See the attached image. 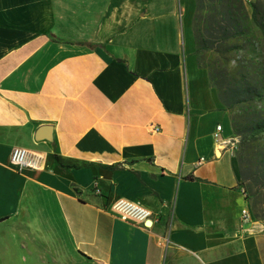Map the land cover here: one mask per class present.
I'll use <instances>...</instances> for the list:
<instances>
[{"label":"crops","instance_id":"1","mask_svg":"<svg viewBox=\"0 0 264 264\" xmlns=\"http://www.w3.org/2000/svg\"><path fill=\"white\" fill-rule=\"evenodd\" d=\"M194 13V0H0L1 264H264V222L240 224L237 152L213 140L233 129L198 66ZM14 148L40 169L13 168ZM117 200L149 227L113 214Z\"/></svg>","mask_w":264,"mask_h":264},{"label":"trees","instance_id":"2","mask_svg":"<svg viewBox=\"0 0 264 264\" xmlns=\"http://www.w3.org/2000/svg\"><path fill=\"white\" fill-rule=\"evenodd\" d=\"M195 1V13L193 16V31L196 42V56L198 66L202 69L207 70L209 80L212 86L216 89L222 106L228 112L235 111L237 105L249 103L247 109H254L250 112L239 113L238 115L231 118L233 133L236 136L242 137V147L252 148V142L246 135L250 134V137H257L264 134V114L262 111L257 110V106L264 102V89L260 88L259 85H264V75L258 71H253L255 79L250 75L249 67L243 64L244 68L239 72V79L236 77L232 79L230 88L225 90L222 84H219V77L216 76V66L213 61L206 62L203 52L209 50L210 41L205 40L203 35L200 34V30H206L211 27L205 22L203 13L208 14L210 20L215 19L217 27L224 33L218 40L217 43H221L226 46L228 43H238L239 39H242L247 33V27L244 25L246 14L240 13L236 10V0H208L211 2L210 7H205L203 0ZM244 9L242 3L244 0H239ZM252 21L258 28L264 43V22L259 19V11L255 4L252 5ZM219 17V18H218ZM245 19V20H244ZM212 28V27H211ZM231 52L239 50L238 46H232L229 48ZM221 64V63H220ZM222 65V64H221ZM225 68V66H223ZM222 67V68H223ZM252 74V75H253ZM260 78V79H259ZM252 117L251 121H247ZM249 139V140H248ZM54 160L62 168H74L64 164V161L59 156H54ZM243 158L238 159L240 169H242ZM111 169V168H109ZM242 174V173H241ZM243 179V177H242ZM244 181V179H243Z\"/></svg>","mask_w":264,"mask_h":264},{"label":"rangeland","instance_id":"3","mask_svg":"<svg viewBox=\"0 0 264 264\" xmlns=\"http://www.w3.org/2000/svg\"><path fill=\"white\" fill-rule=\"evenodd\" d=\"M203 1L206 8L211 6L210 1ZM242 4L244 9L241 10L242 5L239 0H236V10L242 14H246V21H243V23L248 29L246 35L242 39H239L238 43H228L226 46L217 43L223 32L217 27L215 19L210 20L208 14H202L205 22L212 27L209 30L208 28L200 30V34L203 35L204 39L210 41L209 50L204 51L203 56L207 58L205 60L207 63L210 61L215 63L216 76L219 77V84H222L225 90L230 88L233 77L239 79L240 73L237 71H241L244 68L243 64L249 67L248 70L252 72L250 76L253 79L256 78L253 71H258L264 75V43L258 28L251 19L253 12L252 5L255 4L259 11V19L264 22V0H244ZM234 45L238 46L239 50L231 52L229 48ZM259 86L264 89V85ZM247 104L249 103L237 105L236 110L233 112H228L224 109L228 112L230 121L236 114L254 110L247 109L250 106ZM257 110L262 111L261 113L264 114V102L257 106ZM251 120L252 117L247 119L248 122ZM246 136L251 140L252 148L247 147L246 149L242 147V137L236 136L234 133L231 138L236 143L235 151L237 152L238 159L243 158L241 173L248 195L250 196V213L253 220L256 219L257 221L264 222V134L257 137H250V134Z\"/></svg>","mask_w":264,"mask_h":264},{"label":"built area","instance_id":"4","mask_svg":"<svg viewBox=\"0 0 264 264\" xmlns=\"http://www.w3.org/2000/svg\"><path fill=\"white\" fill-rule=\"evenodd\" d=\"M153 132L158 133L160 129L158 127L151 126ZM222 126L217 125L213 133V140L215 145L222 151L228 149L235 151L236 143L233 142L232 138L224 139L221 136ZM10 165L17 171L22 172L25 170H39L40 163L38 159L33 157L31 153L23 148H14L10 154ZM244 195L246 191L243 190ZM110 210L113 214L117 215L120 219L126 222H132L136 224H144L151 218V212L142 208L138 204L130 203L124 200L115 201ZM253 217L248 208L241 210L240 224L241 226H247L252 223Z\"/></svg>","mask_w":264,"mask_h":264},{"label":"water","instance_id":"5","mask_svg":"<svg viewBox=\"0 0 264 264\" xmlns=\"http://www.w3.org/2000/svg\"><path fill=\"white\" fill-rule=\"evenodd\" d=\"M42 130V129H41ZM149 225H150V221H147L146 223H145V226L146 227H149Z\"/></svg>","mask_w":264,"mask_h":264}]
</instances>
